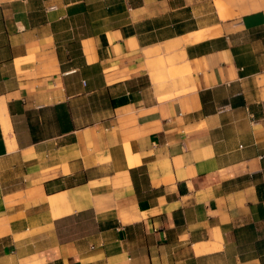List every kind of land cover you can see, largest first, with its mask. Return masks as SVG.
<instances>
[{
	"label": "crops",
	"instance_id": "1",
	"mask_svg": "<svg viewBox=\"0 0 264 264\" xmlns=\"http://www.w3.org/2000/svg\"><path fill=\"white\" fill-rule=\"evenodd\" d=\"M0 264H264V0H0Z\"/></svg>",
	"mask_w": 264,
	"mask_h": 264
},
{
	"label": "bare ground",
	"instance_id": "2",
	"mask_svg": "<svg viewBox=\"0 0 264 264\" xmlns=\"http://www.w3.org/2000/svg\"><path fill=\"white\" fill-rule=\"evenodd\" d=\"M22 62V61H21ZM8 126V122H4V127ZM7 132V131H6Z\"/></svg>",
	"mask_w": 264,
	"mask_h": 264
}]
</instances>
